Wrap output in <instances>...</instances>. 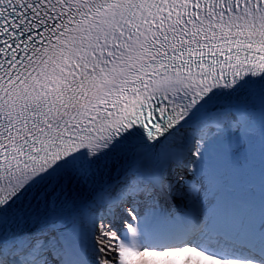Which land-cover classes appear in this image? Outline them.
Wrapping results in <instances>:
<instances>
[{
  "label": "snow or ice",
  "instance_id": "snow-or-ice-1",
  "mask_svg": "<svg viewBox=\"0 0 264 264\" xmlns=\"http://www.w3.org/2000/svg\"><path fill=\"white\" fill-rule=\"evenodd\" d=\"M0 264H264V0H0Z\"/></svg>",
  "mask_w": 264,
  "mask_h": 264
}]
</instances>
